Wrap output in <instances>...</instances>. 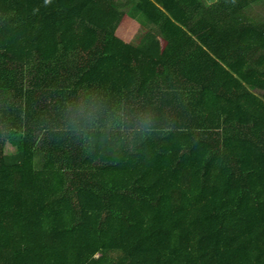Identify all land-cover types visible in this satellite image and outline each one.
Listing matches in <instances>:
<instances>
[{
    "label": "trees",
    "instance_id": "obj_1",
    "mask_svg": "<svg viewBox=\"0 0 264 264\" xmlns=\"http://www.w3.org/2000/svg\"><path fill=\"white\" fill-rule=\"evenodd\" d=\"M0 264H264V0H0Z\"/></svg>",
    "mask_w": 264,
    "mask_h": 264
},
{
    "label": "rangeland",
    "instance_id": "obj_2",
    "mask_svg": "<svg viewBox=\"0 0 264 264\" xmlns=\"http://www.w3.org/2000/svg\"><path fill=\"white\" fill-rule=\"evenodd\" d=\"M123 10L124 11H127V10H129V8H124ZM136 20H138L139 22H142L146 26H149L150 27V24L146 21V19L142 15H140V14L136 15Z\"/></svg>",
    "mask_w": 264,
    "mask_h": 264
},
{
    "label": "clouds",
    "instance_id": "obj_3",
    "mask_svg": "<svg viewBox=\"0 0 264 264\" xmlns=\"http://www.w3.org/2000/svg\"><path fill=\"white\" fill-rule=\"evenodd\" d=\"M47 2H50V0H47Z\"/></svg>",
    "mask_w": 264,
    "mask_h": 264
}]
</instances>
